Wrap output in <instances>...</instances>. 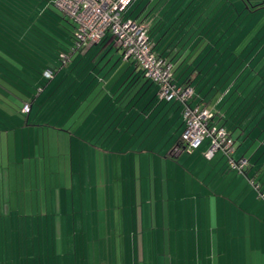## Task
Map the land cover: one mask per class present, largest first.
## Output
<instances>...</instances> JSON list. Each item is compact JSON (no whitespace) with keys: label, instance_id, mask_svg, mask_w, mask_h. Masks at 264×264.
Returning <instances> with one entry per match:
<instances>
[{"label":"crops","instance_id":"0c3cea01","mask_svg":"<svg viewBox=\"0 0 264 264\" xmlns=\"http://www.w3.org/2000/svg\"><path fill=\"white\" fill-rule=\"evenodd\" d=\"M6 1L18 11L25 9L28 16L34 14L29 7L20 4L21 0ZM15 3L24 9H20ZM125 16L147 27L152 48L172 65L176 81L187 80L192 86L191 104L212 110L213 121L219 125L230 129L233 127L230 132L235 142L233 157L245 158L246 166L238 171L227 167L221 155L217 158L213 156L207 161V169L201 170L199 176L198 172L195 175L193 172L190 175L185 171L179 172L180 183L183 184L181 188L176 187L172 178V186L167 187L166 197H173L168 203L165 202L163 181L167 179L166 165L170 164V160L177 162V150H180L173 146L181 133L176 131L181 124L183 126L180 105L173 102L176 105L164 106L160 101L163 99L157 97L156 85L140 75L139 68L131 59H121V64L125 67L123 74L103 77L95 73L96 69L93 68L84 77V72L94 64L95 59L90 63L88 59L79 58L74 63L78 67L86 64L87 68L83 73H78L80 69L76 68L74 78L66 76L70 83L68 90L61 96V101L53 99L54 95L59 94L55 87L61 83L64 75L62 73L58 76L56 82L59 69L55 72L53 82L47 84L43 91L42 98L49 96L43 102L44 110L49 107L43 113V122L47 121L49 124L1 132V143L6 140L9 155V137L12 136L11 153L17 161V158L24 156L23 137L19 139L21 133L24 136V131L29 134L32 131L36 135L40 132L41 151L37 149L34 158L44 162L43 174L39 176L44 178V187L52 188L51 180H47L51 175L46 169L50 173L59 169L60 159H57V164L55 160L52 165L50 154L53 150H59L57 148L62 143L63 151L69 153L70 162L79 164L86 159L95 168L102 159L119 164L122 168L130 163V172L144 173L143 176L147 178L143 187L142 184L139 185L142 197L149 191L157 193L160 180L161 201L157 202L158 207L154 209L151 205L145 206L147 216L148 213L152 216L145 220L144 230L140 225L143 212L136 205L137 202L134 204L135 209L133 206L130 208V215L127 206L117 205L119 220H122L118 233L113 235L115 231L112 230L111 234L105 233L110 237H91L93 242H97L92 247L87 243L89 237H73L76 244L81 240L80 247L77 245L74 249L69 244L71 237H0V264H24L21 261L24 258L28 260L27 264H264V199L259 197L254 186L257 184L259 189H264V169L256 160L250 159L253 156L247 157L246 154L253 144L249 135L252 129L248 128H253V115L257 114H252L244 125L243 121L247 119L245 116L249 113L244 114L246 108H243L244 102L249 100L247 97L242 96L233 101L229 99L219 106L208 94L203 95L205 88L197 91L198 85L207 81V68L197 69L203 64L207 67V0H132L125 10ZM107 47L108 44L102 45L103 49ZM112 50L116 53L120 49L109 47L107 52ZM121 54L122 51L120 56ZM99 61L101 65L104 60ZM109 62L110 60L103 65L106 66ZM132 72L135 73L131 75ZM132 79L134 80L131 81ZM125 81L131 84L122 86ZM66 94L70 95L64 103ZM116 95L119 96L116 98ZM58 103L63 105L60 111L56 110ZM159 110L162 111L157 116ZM163 126L168 130L167 137L158 130ZM233 132H236V137ZM45 136L50 138L49 142L45 141ZM27 147L29 155L30 146ZM31 156L30 154V159ZM1 174L2 172L0 178ZM177 177V172H174V179L177 180ZM51 193L54 191L51 190ZM182 196L186 203L178 201ZM97 218L106 219V215L97 214ZM136 218L140 226L128 229L125 225L129 223L126 221L134 222ZM31 224L35 235L39 231V223L37 219L34 223L32 217ZM48 225L49 223L42 230L44 235L49 233ZM91 227L93 228L92 224ZM105 227L108 228V225L105 224ZM134 228H140L137 235ZM9 258L11 260L8 263ZM249 259L251 260L248 261Z\"/></svg>","mask_w":264,"mask_h":264},{"label":"rangeland","instance_id":"374dc122","mask_svg":"<svg viewBox=\"0 0 264 264\" xmlns=\"http://www.w3.org/2000/svg\"><path fill=\"white\" fill-rule=\"evenodd\" d=\"M213 1L216 2L215 7H220V2L218 0ZM227 1L233 2L235 7L238 9L240 7L242 8V3L240 0ZM53 3L54 0L51 1L52 5ZM15 4L19 6L20 9H24L21 7V5H18L17 3ZM24 10H19L20 13L17 10L16 11L21 16H24L28 14ZM209 14H212V12ZM242 16H244V14ZM248 16H251V14ZM245 21L243 20V22H240V24L242 28L246 26L247 29L249 25H246ZM219 25L221 24H218V27ZM252 28H259L258 24L254 25ZM250 31H252V29ZM242 35L243 32L238 36L237 46L229 43L222 44L223 47H226L223 54L226 53L230 56L223 57V62H221V59V61L219 60L215 62L213 60L214 62L212 61L207 63V81L200 83V85L197 87V91L205 88L203 95L205 93L208 94L209 98L213 100L215 104L219 103L220 106L221 103L227 102L229 99L233 101L239 99L242 96L246 98L249 93H252V90L250 89L254 88V90L257 92L258 99H256L255 104L251 107V109H247L249 106L248 101L244 102L243 107L244 109L246 107L244 113L249 111L247 116H245L247 119L243 121L245 122L244 125L247 124L252 114H254L257 110V115H253V128H248L252 129L249 135L253 144L246 151V154L247 157L253 156L250 157V159L252 161L256 160V163H258V165L264 169V90L259 89L260 81H258V79L261 80V78L254 76L256 72H261V68H264V65L260 67L259 62L261 59H264V56L260 57V54L250 56L249 53L247 54L250 43L249 41L246 43L245 39L243 42H241L239 38ZM256 47L258 50L261 48L259 50L260 53L264 52V42H259V44H256ZM120 53L121 50L116 53L114 50H112L110 53L107 52L102 58L104 61L100 63L102 65L95 67V73H98L103 77L109 74H123L125 72V67L121 64L122 57L120 56ZM83 59L87 60L86 58ZM108 60H110L109 64L106 66L103 65L104 62ZM230 63H232V67L229 65ZM248 64H250V66H248ZM58 66L59 70L57 69L58 72L55 78L56 82L58 76L62 75L66 69H64L60 63H58ZM60 72L61 74H59ZM249 78H254L255 80H250ZM125 84L127 85L125 86ZM130 84L131 82L127 83V81L122 83L124 87H127ZM120 90L121 91L119 95L123 92L124 88ZM118 96L116 95V98ZM160 101L163 102L162 104L164 106L166 104L176 105L173 102H166L164 100ZM160 111L162 110H159L157 116L161 114ZM154 115L156 116V113H154ZM15 117H17L15 121L16 123H20V121L23 120V116L16 115ZM40 118L39 121H41ZM15 122H13L14 125H16ZM183 128L184 126L181 124V126L178 127L176 133L182 132ZM20 130L21 128H16L15 131ZM158 130L161 132V134H163L164 137H167L168 130L164 129V126ZM23 134L24 136L21 133L19 139L23 137L25 146L23 153L24 156L23 158H17V161L14 160L13 154L11 153V147H13L12 136L9 137V155L6 151V140L1 143L2 140L0 139V173L2 172V178H0V237H71L69 244L72 246V249H74L75 246L80 247L81 245V240H79L76 244L73 237H89V241L87 240V243L92 247V245L96 244L97 242H93L91 237H106L108 234L105 233L111 234L113 231H115L113 235L118 233L120 229L119 224L122 220H119V213L116 210L117 205L123 204L124 206H127V208H129L127 212L130 215V213H132L130 208L133 206L135 209V202H137L136 205L138 208H140V210L142 209V223L140 224L139 220L136 218L134 222L129 220L126 221V223L129 224L125 226H128L129 229V227H136L140 224L143 230L146 228L145 220H148V218L150 219V216L152 215L148 213L147 216L145 206L149 207V205H151L153 209L156 206L158 207L157 202L161 201V193L159 190L160 180L158 181L157 193L155 191L152 193L149 191L147 195L144 193L142 197L139 194V185L142 184L143 187L144 181L145 179L147 181V178L143 176L144 173L140 174L138 171L130 172V163L129 166L124 165L122 168L119 164L116 165L114 162H110L108 160L105 161L102 159L101 162L97 164V168H95V165L86 159L83 163L79 164L75 161L70 162L68 151L67 153H65L66 150L63 151V144L61 143L58 146V142H61L60 140L56 144L59 147L57 148L59 150H53L52 154H50L52 165L55 164V160L60 159V163L58 165L59 169L53 170L51 173L50 170L46 169V172L51 175V177L47 180H51L52 188H49L48 186L44 187V178L39 177L41 173L43 174L44 162L42 159L36 160L34 158L36 152L41 151V149L39 150V145L41 148V142L39 141L41 136L38 135L40 132L36 135L32 131L30 134L24 131ZM232 134L234 137H236V132H233ZM49 139L50 138L45 136L46 142H49ZM52 142L53 140H51V143ZM28 145L30 146L29 155H32L31 159L27 154ZM208 145V139H204L199 148L193 151L191 154H186L185 152L177 150V152H179L177 162L170 160V164L166 165L168 171L167 176L165 177H167V179L163 181L165 202L168 203V200L173 197V195L172 197L169 196V199L166 197V189L167 187L172 186V178L174 182H176L177 188H181L183 186V184L180 183L179 172L185 171L188 175H190L191 172H193V175H195V172H198L197 175L199 176V172L201 170L207 169V165H209L207 161L210 158H207L203 151L206 150ZM21 152L22 150L20 153ZM7 155L10 157L9 162L7 161ZM42 155H44V153ZM214 156L216 158L220 156L224 161H226V156H224L220 151L216 152ZM42 157L43 156H41V158ZM48 160H50L49 157ZM57 163L58 160L56 164ZM142 165L144 166V163H142ZM133 168L134 166L132 162V169ZM182 168L184 170H181ZM174 172H177V180L174 179ZM51 190L54 191V193H51ZM178 201L180 203H186V200L183 196L182 199H178ZM32 206H34L33 209H31ZM157 212L159 213V211ZM97 214H105L106 219H98ZM32 217L34 219V223L36 219L39 223V231H37L35 235H33L31 229ZM112 218L113 220H111ZM47 223H49L47 227L49 229L47 230L49 233L48 235H44L42 230L46 228L45 225H47ZM91 224L93 225L94 232ZM105 224L108 225V228L105 227ZM153 227H155V225ZM121 230H123V227ZM134 230L137 235V233L140 231V228H134ZM108 237L110 236L108 235ZM20 244L21 246L23 245L22 241ZM2 245H4V243H2ZM10 260L11 259L9 258L8 263ZM40 260L42 261L43 259ZM250 260L251 259L248 261ZM21 261L24 264H27L28 260L24 258L21 259Z\"/></svg>","mask_w":264,"mask_h":264},{"label":"trees","instance_id":"16d2710c","mask_svg":"<svg viewBox=\"0 0 264 264\" xmlns=\"http://www.w3.org/2000/svg\"><path fill=\"white\" fill-rule=\"evenodd\" d=\"M247 1L240 0L242 8L240 7L238 9L233 2L222 0L220 2V7H223L219 9V6L215 7V1L207 0V11L208 13L212 12V14L207 16V63L213 60L215 62L221 61V59V62H223V57L230 56L226 53L223 54L226 47H223L222 44L229 43L237 46L238 36L242 34V32L243 35L239 38L240 41L243 42L245 39L246 43L247 41L250 43L247 54L249 53L250 56H255L257 54H260V57L264 56V52H259L261 48L258 50L256 47V44H259V42H264V9H257L256 6L251 5ZM20 4L29 7L34 14L30 16H21L18 13L19 11L13 8L8 1L0 0V133H7L16 128H23L24 126H42L44 124H49L47 121L43 122L42 120L44 111L49 108L46 107L44 110L43 102L49 96L42 98V95L46 85L53 77L51 79L45 78L43 76V71L49 68L53 70L55 75L59 67L58 63L61 64V54H64L68 58V63L66 62L67 64L65 63L62 65L64 69H66L65 72H63L64 75L62 81H60L61 83L58 82L59 84L55 87V90H58L59 94L54 95L53 99L57 102L61 101V96L68 90V83H70V81L66 79V76L71 75V77L74 78V76H76V68L80 69L78 73H83L84 69L87 68L86 64L85 66L78 67L74 61L86 58L91 63V60L95 59L94 64L88 67V70L84 72L83 76L85 77L90 73L89 70L100 66L98 61L105 56L109 47L121 50L119 45L115 42V39L110 35H105L99 42L95 43L96 45L91 44L85 48H76L74 39L75 25L54 6V3L52 5L50 0H37L36 3L21 0ZM39 4L40 7H38ZM243 14L244 16H242ZM249 14H251V16H248ZM243 20H246L245 24L249 25L247 29L246 26L242 28L240 24ZM218 24L221 25L218 27ZM256 24H258L259 28H252ZM251 29L252 31H250ZM104 44H108V47L103 49L102 45ZM153 51L160 56L156 50L153 49ZM121 57L124 58L123 54H121ZM259 62L260 67L264 65V59H261ZM229 65H231V67L233 66L232 63ZM248 66H250V64H248ZM201 68L207 67L203 64L197 69L200 70ZM261 70V72H256L254 76L261 78V80L258 79V81H260L259 89L264 90V68H261ZM134 73L135 72H132L131 75ZM140 75H142L141 71ZM133 80L134 79L131 81ZM147 81L155 84L151 80ZM173 81L181 85H190L187 80L179 82L173 77ZM156 87L158 89L157 85ZM250 90H252V93H249L247 96V99H249L248 110L251 109L256 99H258L257 92L254 88ZM69 95L70 94L65 95L64 103H66V99ZM192 99L193 97L189 98L186 104L193 106L194 104H191ZM163 100L166 102L178 103L181 108L180 112H182L183 105L179 102L174 100ZM25 104L28 105L27 112L22 111V107ZM62 106L61 103H58L56 110L60 111ZM65 110L66 108H64V111ZM256 112L257 110L255 113ZM16 115L23 116V120L20 121V123L15 122L17 119V117H15ZM39 118L41 121H39ZM13 122H15L16 125H14ZM213 123L219 125L215 121H213ZM220 126L229 133L233 128L231 127L230 129L225 125ZM181 134L182 132L175 139L174 147H178L186 154H191L199 148L187 153L181 141ZM225 164L228 167L227 158Z\"/></svg>","mask_w":264,"mask_h":264},{"label":"built area","instance_id":"2783aa9c","mask_svg":"<svg viewBox=\"0 0 264 264\" xmlns=\"http://www.w3.org/2000/svg\"><path fill=\"white\" fill-rule=\"evenodd\" d=\"M132 0H54V6L75 25L74 39L76 48H85L110 35L122 50L124 58L137 65L144 78L158 86L157 95L167 101L174 100L183 105L181 112L183 131L181 141L187 153L199 147L204 139L209 145L204 151L211 158L220 151L227 158L228 167L242 171L246 159L233 158L234 140L230 133L220 125L213 123L212 110L199 105H187L193 95L190 85H181L173 81L172 65L152 49L147 27L125 16V10ZM68 58L60 55L61 64ZM52 69H45L43 76L51 79ZM28 111V105L22 107ZM259 197L264 199V189H259Z\"/></svg>","mask_w":264,"mask_h":264},{"label":"flooded vegetation","instance_id":"af4514ba","mask_svg":"<svg viewBox=\"0 0 264 264\" xmlns=\"http://www.w3.org/2000/svg\"><path fill=\"white\" fill-rule=\"evenodd\" d=\"M247 1V0H245ZM248 3H250L253 6H256V8H262L264 9V0H248Z\"/></svg>","mask_w":264,"mask_h":264}]
</instances>
